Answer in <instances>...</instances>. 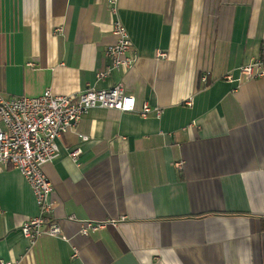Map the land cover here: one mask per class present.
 I'll list each match as a JSON object with an SVG mask.
<instances>
[{
	"label": "crops",
	"instance_id": "0c3cea01",
	"mask_svg": "<svg viewBox=\"0 0 264 264\" xmlns=\"http://www.w3.org/2000/svg\"><path fill=\"white\" fill-rule=\"evenodd\" d=\"M114 19L106 0H0V98L122 84L163 112L95 108L58 141L44 172L69 241L30 247L33 191L0 168V262L264 264V79H225L264 57V0H119L134 63L99 80Z\"/></svg>",
	"mask_w": 264,
	"mask_h": 264
},
{
	"label": "built area",
	"instance_id": "2783aa9c",
	"mask_svg": "<svg viewBox=\"0 0 264 264\" xmlns=\"http://www.w3.org/2000/svg\"><path fill=\"white\" fill-rule=\"evenodd\" d=\"M115 17L112 35L114 43L106 50V59L110 60L104 70L97 74L99 80L106 78L116 70L129 69L133 58L126 57L132 48L127 29L119 19V0H106ZM63 32V28H57ZM164 57L165 54H159ZM225 79L239 84L251 80L264 79V57L254 58L239 68V78L234 80L228 75ZM207 74L202 81L207 82ZM192 105V100L188 101ZM95 108L117 110L123 113H138L143 118L155 114L161 118L162 110L151 107L147 102L137 109L136 98L128 93L122 84L107 89L87 88L73 95L56 96L51 90L35 98L20 96L11 99L0 98V168L18 170L30 185L38 205V214L29 218L22 226V235L33 247L43 236L57 237L65 241L70 238L63 232L62 224L52 217L54 213V186L44 172V167L60 155L58 141L69 131L77 128L80 120ZM82 139L88 138L83 136ZM81 149L70 153L77 160ZM181 167L182 164H178ZM75 220L74 217L69 218ZM102 224L84 222L80 234L88 236ZM77 256V252L74 257ZM0 264H13L0 262Z\"/></svg>",
	"mask_w": 264,
	"mask_h": 264
}]
</instances>
